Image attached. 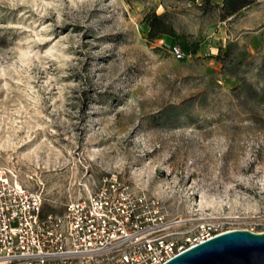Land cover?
<instances>
[{
	"label": "rangeland",
	"instance_id": "obj_1",
	"mask_svg": "<svg viewBox=\"0 0 264 264\" xmlns=\"http://www.w3.org/2000/svg\"><path fill=\"white\" fill-rule=\"evenodd\" d=\"M199 4L0 0V165L44 212L114 172L182 226L264 231V0Z\"/></svg>",
	"mask_w": 264,
	"mask_h": 264
},
{
	"label": "built area",
	"instance_id": "obj_2",
	"mask_svg": "<svg viewBox=\"0 0 264 264\" xmlns=\"http://www.w3.org/2000/svg\"><path fill=\"white\" fill-rule=\"evenodd\" d=\"M167 216L158 198L114 172L44 212L42 191L0 165V264H164L225 232L214 218L189 228Z\"/></svg>",
	"mask_w": 264,
	"mask_h": 264
},
{
	"label": "water",
	"instance_id": "obj_3",
	"mask_svg": "<svg viewBox=\"0 0 264 264\" xmlns=\"http://www.w3.org/2000/svg\"><path fill=\"white\" fill-rule=\"evenodd\" d=\"M164 264H264V231L228 230L177 254Z\"/></svg>",
	"mask_w": 264,
	"mask_h": 264
},
{
	"label": "trees",
	"instance_id": "obj_4",
	"mask_svg": "<svg viewBox=\"0 0 264 264\" xmlns=\"http://www.w3.org/2000/svg\"><path fill=\"white\" fill-rule=\"evenodd\" d=\"M189 3L195 2V0H179ZM255 0H200L198 5L199 9L204 12L217 11L220 20H224L241 9L249 6ZM145 24L148 26V37L154 39L159 35H169L173 39L177 38L172 25L169 23L165 13L157 14L155 11L148 12L144 16ZM185 50H189L187 43L183 42ZM193 50H191L192 52Z\"/></svg>",
	"mask_w": 264,
	"mask_h": 264
}]
</instances>
